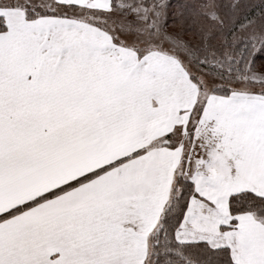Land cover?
I'll use <instances>...</instances> for the list:
<instances>
[{
	"label": "snow or ice",
	"instance_id": "1",
	"mask_svg": "<svg viewBox=\"0 0 264 264\" xmlns=\"http://www.w3.org/2000/svg\"><path fill=\"white\" fill-rule=\"evenodd\" d=\"M0 264H264V0H0Z\"/></svg>",
	"mask_w": 264,
	"mask_h": 264
}]
</instances>
